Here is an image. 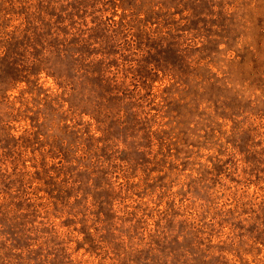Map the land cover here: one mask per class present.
<instances>
[{"label": "rangeland", "instance_id": "1", "mask_svg": "<svg viewBox=\"0 0 264 264\" xmlns=\"http://www.w3.org/2000/svg\"><path fill=\"white\" fill-rule=\"evenodd\" d=\"M49 1L47 8L45 0H0V25L35 18L39 26L43 11L46 28L78 30L99 51L112 38L110 68L127 80L144 110L141 128L151 135L138 157L133 132L117 131L115 149L104 155L118 192H100L113 204L108 213L111 207L101 209L88 187L72 190V172L59 174L68 166L64 149L51 151L53 139L39 145L30 135L37 124L29 117L37 113L43 122L46 103L59 107L63 89L45 73L40 97L29 92L32 84H19L0 112V223L6 217L21 224L26 243L39 253L46 243L45 253L59 264H135L148 242L161 264H264V0H207L200 32L185 21L173 24L177 12L168 22L149 18L147 0ZM123 20L134 23L114 38ZM161 39L174 47L156 48ZM180 49H189L190 62L177 80L170 69ZM155 59H162L161 69L152 70ZM63 110L56 120L73 132L60 133L74 142L71 156H83L90 137L94 147L111 148L113 136L96 119L73 113L69 103ZM134 211L142 220L136 231Z\"/></svg>", "mask_w": 264, "mask_h": 264}, {"label": "trees", "instance_id": "2", "mask_svg": "<svg viewBox=\"0 0 264 264\" xmlns=\"http://www.w3.org/2000/svg\"><path fill=\"white\" fill-rule=\"evenodd\" d=\"M45 2L46 7L49 8L51 1L45 0ZM145 2L150 7L148 10L149 18L164 19L168 22L174 18L175 12H177L181 17L178 22L173 24L181 26V21L189 23V26L194 24L195 27H191V29L193 31L196 29V32L202 31L203 27L198 26L203 23V18L209 16L204 12L207 9L205 8L207 0H147ZM113 5L118 6L115 3ZM154 6L158 7L157 11L154 10ZM53 7L55 10H61L56 5ZM37 14L44 19L43 24L39 26H37L38 20L35 18L34 22L26 20L14 28H10L9 22L5 28L0 25V112L9 98L8 92L19 84L23 82L32 84L33 92L30 90L29 92L36 93V96L40 97L44 93L39 85L40 75L45 73L47 76L53 77L59 87L63 89L62 103L59 107H54L51 100L46 103L43 122H40V116L37 113L30 116L29 118L37 124L34 125L33 131H30V135L33 136L34 142L39 143V145L46 139H53L51 151L55 150L60 153L59 146L64 149L68 166L63 165L59 174L72 172L75 178L72 183V190L77 188L76 186L78 189H82L84 186L88 187L91 190L88 194H92L101 209H107L110 206L108 213H111L113 204L107 200V196L101 195L100 192L108 193L107 195L118 194V192L114 187L116 184L112 181L113 172L108 166H104L107 160L104 155L108 154L109 150L115 149V142L119 139L116 133L119 129H126L127 132L132 131L135 139L132 141L134 153L138 157L142 154L145 155L146 150L142 141L150 137L151 133L148 126L141 128V125L144 124L141 117L144 110L139 109V104L134 99L136 96L130 92L129 85L126 84L127 80L125 78L120 80V71L114 73L110 68L113 60H111L112 53L108 47L116 48L112 38H109V44L107 46L103 44L99 51L95 48L94 43L77 34L78 30L75 33L79 37L75 38L76 35L71 32L70 28H66V30L60 27L56 30L46 28L44 26L46 23L45 13L39 11ZM141 15V12L134 13L133 20ZM133 20H127V23L124 20L121 21L118 28L115 29L117 35L113 37H120L123 28L128 23H134ZM139 22L144 21L139 20ZM175 31L176 29H171L169 34H174ZM178 36L183 39L182 36ZM161 41V44L155 45L156 48L164 49L169 46L172 48L175 45L173 44L174 40L168 42L169 46L164 39ZM188 50L180 49L175 52L178 54L177 64L175 68L174 66L171 67L170 73L177 80L186 77L183 68L190 62L187 56ZM150 63L155 65L152 70H158L162 67V59H155V62ZM44 100L47 101L48 97H45ZM65 103H69V108L73 113L89 115L96 119L103 132L107 133L106 136H113L114 143L112 145L113 140H110L111 148L109 145L101 148L94 147L95 141L92 144L94 139L90 137L91 147L86 149L85 154L83 156H71L73 149H75L74 142L65 140L64 137L60 136V133L72 136L73 132H69L67 125L61 123L66 120L62 121L61 117L58 118V121L56 120V114L59 111H64ZM100 119L103 121H99ZM108 119L113 121L111 125L104 122ZM122 152L128 155L130 150L123 149ZM132 160L137 163L135 158H131ZM46 161L44 158L43 166H46ZM51 170H47L45 175L48 176ZM147 173V178H150V172L147 171ZM50 177L55 181L52 176ZM54 185L59 187V192L62 194V186L56 183ZM112 198L110 196V199ZM139 209L141 210V208ZM137 213L140 215L139 212L135 211L129 213L132 215L130 220L136 221L131 227L135 231L142 222L141 218L137 217ZM0 215L5 216V212L0 211ZM19 226L22 225L12 222L6 217L0 223V264H59L57 261H63L56 257L53 258V252L45 253L48 250L46 243L41 248L43 253L37 252L32 243L27 244L26 240L23 239L24 236L16 228ZM139 249L133 258L135 264H161L160 253L158 248L154 246V242H148L144 248Z\"/></svg>", "mask_w": 264, "mask_h": 264}]
</instances>
